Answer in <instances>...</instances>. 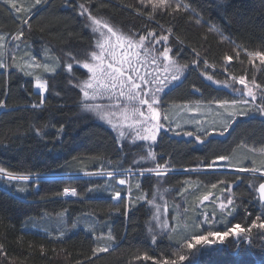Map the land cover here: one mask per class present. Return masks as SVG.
Segmentation results:
<instances>
[{"label": "trees", "instance_id": "obj_1", "mask_svg": "<svg viewBox=\"0 0 264 264\" xmlns=\"http://www.w3.org/2000/svg\"><path fill=\"white\" fill-rule=\"evenodd\" d=\"M14 2L21 8L20 12L10 10L11 4L0 0V35L8 39L24 31L23 42L17 43L22 46L15 53V63H31L30 57L34 56L36 62L49 66H54L58 59L60 67L54 73L36 68L32 76L10 67L7 77L0 69V99L6 104V108L0 109V167L16 174L51 176L40 180L38 185H24L29 190L26 194L17 191L20 187L16 184L8 185V190L0 184V245H3L0 264H163L164 260L176 258L174 254L181 243L207 233L206 224L202 223L203 210L197 207L200 198L211 192L210 201L214 202L216 195L230 184H233L235 203L242 202L251 214L238 207L232 216H226L216 213L211 202L205 210L209 218L213 213L217 216L218 223L213 227L224 231L236 223L246 228L251 225L260 208L249 180L258 187L262 182L259 175L195 169L204 167L218 155H229L231 165L236 168L242 162L252 167L253 160L258 167L264 164V154L252 151L264 149V119L258 115L238 120L226 136L210 137V143L163 135L152 150L155 149L160 159H169L168 167L177 171L163 178L141 176L135 194H144V200L139 202L140 195L136 196L126 216L128 188L118 185L114 178L58 176L127 170L133 166L129 162L135 154L134 148L118 142L113 131L80 110L81 92L75 85L86 75L76 66L73 74L67 73V53L84 59L93 46L94 33L75 10L78 2L86 3L92 15L125 31L146 33L171 29L170 46L175 60L187 66L196 61V66L189 68L186 76L164 94L162 101L168 106L199 100H231L228 91L212 86L200 72L210 71L204 69L207 61L208 66L233 76L246 73L251 76L253 67L248 54L264 52V0H183L190 5L189 9L173 11L172 5L170 9L153 13L152 19L148 15L152 10L139 0H68L71 7L65 0H49L32 10L30 29L23 24L29 17L24 9L34 0ZM261 71L257 81L264 85V68ZM37 75L48 81L49 91L45 93L44 106L33 109L31 105L40 100L35 89ZM222 122L220 129L227 123ZM61 126L64 131L58 136ZM237 176L241 178L238 181ZM212 184L217 187L212 188ZM110 186L113 192H121L119 203L112 201V195L106 196L105 188L112 192ZM65 187L75 188L77 196H64ZM159 190L168 196V214H173L180 205V212H184L176 218L178 229L171 233L150 232L147 224L150 205L146 194L152 196ZM185 224L189 226L187 231ZM109 230L115 243L107 252L94 255L97 247L113 243L108 238ZM228 239L234 242L201 253L195 264H264V238L257 233L250 237V244L244 239L235 241L231 236ZM145 254L152 259H144Z\"/></svg>", "mask_w": 264, "mask_h": 264}, {"label": "snow or ice", "instance_id": "obj_2", "mask_svg": "<svg viewBox=\"0 0 264 264\" xmlns=\"http://www.w3.org/2000/svg\"><path fill=\"white\" fill-rule=\"evenodd\" d=\"M3 2L5 4H11L10 10H15L16 12L21 11V8L17 7L14 0H3ZM48 2L49 0H34V3H32L30 7L24 9V11L29 14V17L28 19L23 20V24L28 25L30 29L29 19H31L32 10L37 6L45 5ZM140 3L150 4L152 6V13L148 14L149 19L153 18L152 14L155 13L157 9L164 10L172 7L171 0H140ZM65 4L71 7L68 0H65ZM181 8L187 10L190 8V5L183 3V0H179L172 10L179 11ZM75 10L81 17H86V19L90 21V23L85 26L90 27L94 34H99L95 38L96 50L91 51L90 56L88 53H85L84 59H80L71 52L67 53L69 58V62L65 64L67 73L73 74L74 65H76L86 69L87 74H90L87 76V79L83 81L77 80L75 85L82 93V110L92 113L97 119L109 125L117 133L118 142L128 136H131L133 141L139 140L155 143L157 141L158 134L165 128V124L161 122L163 110L160 107V104L162 103L160 94L164 93L165 89L169 88L173 82L180 79L183 74V68L187 67V65H179L173 56L170 55L172 48L167 46L169 40L167 35L156 37L155 31H149L147 35H139L138 39H136L134 34L124 33L110 25L107 21L98 19L96 16L92 15L89 6H87L86 3L78 2ZM169 32H171V29H169ZM24 35V31L21 30L18 34L12 37V40L19 41L22 37H24ZM149 38H154L156 44H160L161 41H163V50H157L158 55L152 54L153 49L146 46L145 41ZM4 40L5 36L0 35V69L4 70V75L6 77L10 67H14L18 71L23 72L25 76L33 75V72L26 70L28 68H42L44 72L54 73L56 72V69L60 67L58 59L54 66H49L47 63L40 64L39 62H36L34 56L30 57L32 61L31 63L25 62L24 65H21L15 63V57H13V63L8 64L4 60V57L7 54L5 51L6 46L3 43ZM15 47L18 48L19 45L17 44ZM45 52L47 53V50H45ZM25 55H29V53H25ZM149 56H151L150 64L154 67H151L150 70L146 69L142 73L141 68L137 65H147ZM249 57L252 58V61L258 58L260 63L264 64V52H250ZM226 59L231 60V57H226ZM193 63H196V61H193ZM204 63L205 66H208L207 61ZM207 79L212 81L213 78L209 75L207 76ZM213 82L218 83L215 81ZM237 82L244 86L243 91L240 89H234V91L239 94L240 98L232 99L231 101L218 100L216 103L219 107L227 110L229 105H231L234 109H236L237 105L247 106L249 104V100L244 99L243 97H250L253 102L257 100V93L254 91V88L260 90L261 103L256 105L254 108L236 109L228 112L229 120L225 124L223 130L219 132V135L221 136H223L224 133L231 127L232 123L235 122L233 117L251 116L254 113H258L261 117H264V87L256 82L255 77L251 80L252 87L249 86V83L246 81L244 76L239 77ZM69 83H72L71 78L69 79ZM224 83L225 87L230 86L227 82ZM6 84L7 80L5 81V86ZM35 89L38 90L40 100L38 103H33L31 107L33 109L42 108L45 104V93L49 91L48 81L42 79L39 75L35 76ZM5 94H7L6 88ZM57 95L59 94L57 93ZM105 99L109 101V103L101 104L95 102ZM4 108H6V104L4 100L0 99V109ZM163 119L165 121L168 120V116L164 115ZM196 123L199 124V121H196ZM63 131V126H61L58 129L57 135L59 136L63 133ZM213 131H215V129H213ZM197 132H203V136L190 131H186L184 135L188 137L194 136L195 142L200 144H205L206 142L210 143L207 138L212 135L211 132H207L202 128H197ZM40 134V131L37 130V135ZM177 135H179V133H177ZM150 149L151 144H149L147 157H141L142 160H156V154ZM252 151H260L264 154V149H252ZM230 161L231 157L229 155H218L210 162L204 164V168L206 170H216L229 167L230 163L226 162ZM252 165V167H247L244 166L242 162L241 166L235 169L238 173H251L253 176L259 174V179L262 181L259 183V186L256 187L253 181L249 180V187L254 188L258 193V200L256 197H253V200H257L260 208V214L256 215L255 219L251 222V225L246 228L240 223H236L224 231L207 230L206 235H194L192 236V239H194L196 245H199L200 247L194 248V245L190 242L186 244L181 243L180 249H178L174 254L176 258L164 260L163 264H182L184 261H188L189 264H195L196 257L202 251L224 248L227 247L229 243H233L234 241H230L228 239L230 236L235 238V241H239L241 239L248 240L250 244V234L253 229L259 230L258 234L264 236V219H262V217H264V164L258 167L256 166L255 160H253ZM167 170L166 165L156 164L155 168L140 170V175L144 176L145 173H154L157 177H161L166 175ZM195 170L199 171V166ZM123 171L128 175L132 174L130 169ZM185 171H188V169H185ZM103 174L113 177L115 172L108 171ZM85 175H90V173H85ZM0 178L6 182L5 190H8L7 186L11 185L13 181H31L38 185L41 180L40 175L31 176L16 174L2 167H0ZM240 179L241 178L239 176L236 177L237 181ZM118 183L120 185H124L127 183V180L120 179ZM220 183H224V181H221ZM233 183H235V181H233ZM136 187L140 188V184L138 183ZM211 187L216 188L217 185L212 184ZM227 190L231 192V184L228 186ZM17 191L24 192L25 189L19 188ZM62 194L64 196L70 195L74 197L77 196V190L75 188L65 187ZM211 196V192L203 195L202 198H200V203L203 204V202L209 200ZM111 198L119 203L121 201V192L115 191ZM154 198L155 197H153V200L148 201V203L152 204ZM138 199L142 200L144 197L141 196ZM249 203H252V201H249ZM238 207H244V211L248 213L247 207L244 206L242 202L237 205L231 196L227 198L226 203L221 202L219 204V208L222 212H225L226 210V216H232L237 211ZM158 211L159 208L157 207V212ZM127 213L128 206L126 205L124 215L126 216ZM248 214L250 215L251 213ZM203 217L204 219L202 223L211 227L215 217L213 216V219H210L207 213H203ZM154 219L157 220L163 231L169 230L167 220L160 222L158 215L155 216ZM149 231L151 232V228ZM171 231H175V229L173 228ZM61 235H63V233H61ZM209 237H214L215 239H209ZM108 238L113 239L111 230H109ZM152 242H156V237L154 235L152 236ZM238 246L239 245L237 243V247ZM185 247L187 249L194 250L188 254H184L183 249ZM0 249H3V245H0ZM108 250V247H97L94 249L93 254L95 255L97 253L107 252ZM139 258L140 257H137V259ZM144 259H152V257L145 254Z\"/></svg>", "mask_w": 264, "mask_h": 264}, {"label": "rangeland", "instance_id": "obj_3", "mask_svg": "<svg viewBox=\"0 0 264 264\" xmlns=\"http://www.w3.org/2000/svg\"><path fill=\"white\" fill-rule=\"evenodd\" d=\"M177 2H179V0H171L172 5H174V6H175V4ZM142 5L143 6H147V7H149L150 10H152V6L150 4H142ZM170 8H166V9H170ZM166 9H164V10H166ZM164 10L157 9L156 11H164ZM84 18H85V21H86L87 20L86 17H84ZM97 18L98 19H102V18H99V17H97ZM87 23L89 24L90 21L87 20ZM110 25H112V24H110ZM114 27L119 29L120 31H122L124 33L134 34L136 39H138L139 35H147V33L149 32L148 31L146 33H141V32L139 33V32L134 31V30L125 31V30H122V29H120V28H118L116 26H114ZM19 32L20 31H18L14 35L18 34ZM155 33H156V37H159V36H162V35H167L169 37L167 46L171 47L170 46L171 34H170V32L168 30L166 32H165V30H159V31H157ZM98 35H99L98 33L94 34L93 46L87 52L89 54V56H90V52L91 51L96 50L95 49V38ZM22 40H23V37L19 41H14V40H12V38H8V39H5L3 41V43L6 46L5 51L7 53L6 56H5V58L7 59L6 63H8V64L11 63V61H12L11 59H13V57L15 56V53L19 51V49L17 47H15V45H17L18 42H23ZM145 44H146V46H148V47L153 49V53L152 54H154V55H158V51L157 50L162 51L163 47H164L163 41H161L160 44H156L154 38H149L148 40L145 41ZM19 46H22V45H19ZM29 52H31V51H29ZM170 55L173 56L172 52L170 53ZM150 60H151V56H149V61H148L147 65H145V66L137 65L138 67L141 68V72L142 73L146 69L150 70L151 67H154V66H152L150 64ZM161 60H162V58H161ZM248 60L252 61V58H250L248 56ZM250 63H251V66L253 67L252 74H250L251 76H249L251 78L248 77V75H249L248 73H246L244 75V77H245L246 81L249 83V86L252 87V84H251L252 78L255 77L256 82L258 83V81H257L258 80V74L259 73L261 74V72H262L261 70H262V68H264V64H261L258 58L254 59V61H252ZM179 65H181V64H179ZM74 66H76V65H74ZM181 66H183V65H181ZM195 66H196V63H193L192 65L183 68V74L181 75L180 79L178 81L173 82V84L169 88L165 89L164 93L160 94L161 101L163 99L164 94L168 90L172 89L180 80H182L186 76L187 72H189V68H191V67L193 68ZM76 67H79V66H76ZM79 68L82 69L85 72L86 76H85V78L83 80L87 79V76L90 75V74H87V70L86 69H83L81 67H79ZM206 68L210 69V71L206 70L205 73H203L202 71L200 72L202 78L205 81L210 83L212 86H215L217 88H221V89H223L225 91H228V93H230V95L232 97L231 100L240 98L239 94L234 91V89H240L241 91H243V87L244 86L237 82L239 77L233 76L232 74H229V73H227V72H225L223 70H216V69L212 68L210 65L204 67V69H206ZM35 69L36 68H28V71H32L33 72ZM209 75L212 76V78H213L212 81H209L207 79V76H209ZM233 78H236V79H233ZM213 81L218 82V83H214ZM224 82H227V84L230 85V86L229 87H225V83ZM261 86L264 87V85H261ZM254 91H256V93H257V100L253 102L250 97H247V96L243 97L244 99L249 100V104L247 106L242 105L241 109L254 108L256 105L261 103L260 90L254 88ZM82 99H83V97H82V93H81V101H82ZM225 100L231 101L230 99H225ZM86 102H91V101H86ZM95 102L96 103H101V104L109 103V101H107L106 99L105 100H98V101H95ZM160 107L163 110L162 111V115H161V122L165 124V128L162 129L161 132L158 134L157 141L155 143L139 141V140L133 141L131 136H128L125 139L119 141L120 144L121 143H125L126 147H131V148L135 149V154H134L133 161L129 162L131 165H133L132 167L129 168L131 170V173H132L131 175H128L124 171H113V172H115V175L113 177H109L106 174H103V173H106V172H104L102 170H97L95 172H85V173H90V175H85V173H80V174H75V175L74 174H63V175H66V176H58V177H63L64 178V177H68L69 176V177H96V178L106 177V179L114 178V181L118 185H120L118 183V181L120 179H126L127 183L124 184V185H120V186L128 188L127 192L129 193V200H128V202H126V204L128 206V211H129L130 210L129 205L130 206H134V204L136 202V196L140 195V197L141 196L144 197V194H141V193L135 194V191L138 188L134 185V182H135L136 185L138 183H140V177H141L140 170H142L144 167H146V169L155 168L156 164H160V165H166V167L168 169L166 175L167 174L176 173V171H177V169L174 170V169H170L168 167L169 166V159L168 160L166 158L160 159V157H159L158 153L155 151V149L152 150L155 147L156 143H158V141L160 140V138L163 135H168L170 137H175L177 139H182L183 138L185 140L186 139H188V140L191 139V140L195 141L194 136L193 137H188V136H185L184 133L186 131H190V132H193V133H195L197 135L203 136V132H197V128H202V129L206 130L207 132H211L212 133V135L209 136L207 139H210V137H224V136H226L228 134V131H226L223 136L219 135V132L222 131L223 128H224L223 127L222 129H220V127L222 126V123H223L222 121L226 120L228 122V120H229L228 112L234 111L236 109H240L239 105L236 106V109H234L231 105H229L227 107V110H225V108L219 107V105L216 102H201L200 100L196 101V102H193V103L169 104L168 106L166 104H164V102L162 101V103L160 104ZM145 108H146V106H145ZM80 110H81L82 113L86 114L88 117H90L92 119H95L96 122L98 121L99 123H102L104 126L109 128L110 130H112L113 133L115 134V136L117 137V133L109 125H107L105 122H102L99 119H97L92 113L83 111L82 108H81V104H80ZM164 115L168 116V123H167V121L165 123V120L163 119ZM256 115L261 117L258 113H254L251 116H238V117H233V119H234L235 122H237L240 119H245V118H248V117H254ZM261 118L264 119V117H261ZM196 121H199V124H197ZM235 122L232 123L230 129L235 124ZM213 129H215V131H213ZM177 133H179V135H177ZM149 144H151V149L150 150L153 151L156 154V160L155 161H152V160H149V159H143V160L141 159V157H147V152L149 151ZM255 152L258 153L259 151H255ZM226 163H230V162H226ZM109 165L111 166L112 164L110 163ZM235 169H236V167L234 165H231V163H230L229 167H224V168H220V169H216V170H206L204 167H202V168H200L199 171H227V172L238 173V172L235 171ZM71 175H73V176H71ZM146 175L147 176H152V177H157L154 173H145L144 176H146ZM257 175H259V174H257ZM164 176H161L160 178H163ZM42 178L43 177H41V179ZM49 178L50 177L46 178V180L49 179ZM5 183L6 182L2 178H0V184L1 185H5ZM28 183L31 186L33 184L34 185L36 184V183L31 182V181H28V182L13 181L11 183V185L16 184L20 188H25L26 186H24V185H26ZM226 188L228 189V186ZM232 188H233V184H231V192H229L227 189H224V192L222 191L223 193L216 195V198H215L216 200L214 202L210 201L211 198H209V200L204 201L203 204L198 202L197 203V205H198L197 207L200 208V210H203L202 211L203 213H207L206 212L207 210H205V209H206V207H208L207 205L211 204V202H212V204L215 206V209L217 210L216 213L218 212V213L226 215V210H225V212H222V210L219 208V204L221 202H225L226 203L227 198L229 196H231V198L235 202L236 197L233 194V189ZM110 189H111V186H110ZM105 190H107L106 196H110V195H112L114 193L112 191V189H111V191H112L111 193H108V191H109L108 189L105 188ZM28 192H29V190H25L24 194H26ZM165 192H166V190H165ZM165 192L163 190H159V191H156V193L154 195H152V196L151 195L148 196L145 193L146 194V198H147L148 201L153 200V197H155L153 203L149 204L150 205V218L147 221V224H148L149 229L151 228V230L154 233H156V234L157 233H171L172 232L171 230L173 228L174 229H178V226L176 224L177 223L176 218L179 217V215L180 216L183 215V213H184V212H182V213L180 212L181 205L179 206V204H178V206L180 208L178 207L177 210L175 209L173 214L171 212H170V214H168V211H167L166 207H168L167 202L169 200H168V196H167V194ZM205 194H207V193H205ZM257 196H258V193H257ZM66 197H68V196H66ZM142 200H144V199H142ZM142 200H138V201L141 202ZM112 201H114V200H112ZM157 207L159 208L158 212H157ZM157 215L159 216V221L160 222H163L164 220H167L168 225H169V230L168 231H163L161 229V227H160V224L157 222L156 219H154V217L157 216ZM213 216L215 217V219H214L213 224L211 225L212 228L209 225L206 224V227H205L206 230L217 231V230H215V227H213L214 224L218 223L217 222V216H215V214L213 213L211 215L210 219H213ZM202 217H203V214H202ZM181 220H183V218H181ZM185 225L187 227L186 228V231H187L189 229V226H188V224H185ZM255 233H257V235H259V237L264 238L263 236L258 234L259 230H257V229H253L252 230V233L250 234V237L255 235ZM203 234L206 235V233H204V232H203ZM209 239H215V238L214 237H209ZM112 241H113V243H111L109 246H107L108 249H110L111 248L110 246L115 243L114 238L112 239ZM189 242L194 245V248L195 247H200L199 245H196L195 240L192 239V238L189 239L188 243ZM218 249H220V248H218ZM186 250L189 251L188 253H190L194 249L190 250V249L185 248V251ZM216 250L217 249L204 250L201 253L205 254V253L213 252V251H216ZM187 251H186V254H187ZM197 257H196V260H197ZM184 262H188V261H184Z\"/></svg>", "mask_w": 264, "mask_h": 264}, {"label": "crops", "instance_id": "obj_4", "mask_svg": "<svg viewBox=\"0 0 264 264\" xmlns=\"http://www.w3.org/2000/svg\"><path fill=\"white\" fill-rule=\"evenodd\" d=\"M167 121V123H168V120H166ZM166 121H165V123H166Z\"/></svg>", "mask_w": 264, "mask_h": 264}, {"label": "water", "instance_id": "obj_5", "mask_svg": "<svg viewBox=\"0 0 264 264\" xmlns=\"http://www.w3.org/2000/svg\"><path fill=\"white\" fill-rule=\"evenodd\" d=\"M259 186V185H258Z\"/></svg>", "mask_w": 264, "mask_h": 264}]
</instances>
